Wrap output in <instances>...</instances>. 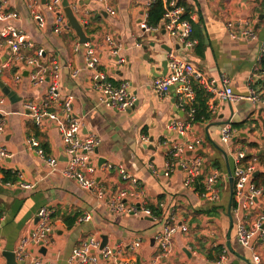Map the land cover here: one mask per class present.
<instances>
[{
  "label": "crops",
  "instance_id": "crops-1",
  "mask_svg": "<svg viewBox=\"0 0 264 264\" xmlns=\"http://www.w3.org/2000/svg\"><path fill=\"white\" fill-rule=\"evenodd\" d=\"M67 1L78 22L90 21L89 32L83 30L92 38L89 43L98 55V70L114 85L128 83L136 102L126 112L100 104L94 89V72L85 68L84 48L74 50L79 40L71 28L55 31L53 15L44 7L45 0H39L36 8L45 17L42 29L36 26L23 0H0L4 11L19 15L18 20L0 21V29L17 27L32 42L31 49L21 51L25 57L42 50L41 63L48 67L58 65L61 96L71 99L74 114L83 121L82 133L100 139L91 156L96 168L91 177L103 194L98 201L95 191L84 190L76 181L60 174L66 156L55 125L43 121L37 126L20 115L25 102H43L47 83L32 86L31 70L23 62H14L8 49L1 46L0 81L12 95H4L0 88L5 97L4 109L11 113L6 118L4 134L0 135V147L8 153L7 158L0 160V171H16L22 178L11 185L0 182V264H6L2 256L5 251L13 252L17 258L20 241L35 227L36 214L42 208L51 213L49 225L54 232L48 237L45 255L34 251L41 264H70L72 251L93 237L100 242L105 237V246L120 250L108 264H251V253L236 240L234 220L228 210L231 197L227 178L232 164L219 142V133L225 123L254 121L257 128L237 130L233 144L253 157L246 163L256 166L253 179L264 174V166L256 156L257 152L264 153V105L245 99L249 81L258 94L264 93V73L259 72L257 65L264 51V0H179L185 9L184 17L196 26L195 45L190 50L167 38L161 25L154 31L140 29L148 11L143 0ZM105 5L110 12L105 11ZM228 24L233 25L232 30ZM243 30H252V37L241 35ZM107 36L120 45L117 56L109 50ZM171 50L207 80L215 81L218 90L227 86L235 96L228 102L208 93V118L192 121L188 132L190 139L200 140L196 152L201 151L204 175L213 170L221 173L218 203H209L183 187L185 171L180 166L165 175L167 162L171 161L167 149L180 143L179 135L168 125L186 122L194 100V93L192 99L185 97L180 85L171 87L162 98L151 88L154 79L167 74L166 54ZM16 75L20 79L14 84ZM29 137L38 141V149L45 157L57 159V171H49L35 149L27 144ZM41 144L46 145V153ZM251 144L255 147H249ZM118 166L138 179L142 204L159 207V216L108 210L105 202L127 188L120 180ZM22 185L31 187L23 189ZM84 214L90 215L89 221L77 223L76 219ZM72 218L75 222L68 226ZM169 219L177 226H185L187 232L178 231L164 251L156 237ZM138 240L140 246L131 249ZM254 249L263 263L264 238L255 240ZM222 256L224 260L220 262ZM17 260L18 264H30L28 259Z\"/></svg>",
  "mask_w": 264,
  "mask_h": 264
},
{
  "label": "built area",
  "instance_id": "built-area-1",
  "mask_svg": "<svg viewBox=\"0 0 264 264\" xmlns=\"http://www.w3.org/2000/svg\"><path fill=\"white\" fill-rule=\"evenodd\" d=\"M25 7L30 11L31 17L39 29L45 26V17L38 12L36 8L40 5L39 0H23ZM93 2H105L104 0H91ZM160 1L163 7V13L159 22L161 29L167 38L175 40L185 50H190L195 45L192 38V23L184 17L185 9L180 5L179 0H143L144 4L149 8L152 3ZM63 0H45L44 7L46 11L51 13L54 18L55 31L61 28L68 29V20L62 6ZM148 10V9H147ZM105 11L110 9L105 5ZM19 15L16 12H6L0 5V21L18 20ZM83 29L87 26L88 20L84 19L79 22ZM147 25V13L140 22V29L143 31H154L159 29ZM233 25L228 24V29L232 30ZM241 35L252 37V30H243ZM106 44L112 55L118 54L120 45L114 41L113 37L105 38ZM4 46L8 49L11 59L14 62L25 63L26 67L31 70L29 74V82L32 86H39L47 83L45 99L42 103L25 102L23 104L21 116L28 117L35 125H42L43 121L53 123L58 130L63 153L66 156L64 168L60 170V174L67 179L76 181L84 190L95 191L98 201L102 200V189L97 185L91 177L95 173V165L92 161V154L100 144V139L92 134L85 135L82 133L83 121L78 118L73 110L70 98H63L59 91V67L54 63L51 67L40 62L43 51H34L32 57H25L22 49H31L32 42L30 38L20 29L14 26H6L0 29V47ZM84 48L85 68L94 72L93 81L100 104L112 109L116 112H126L130 110L135 102L136 95L133 93L126 82L114 85L109 82L105 76L98 70L99 58L91 47L89 42L75 44L74 50L77 51ZM264 52V51H263ZM262 54V53H261ZM123 63V59H119ZM167 74L163 77L156 78L152 81L151 88L153 92L162 98L166 96L171 87L180 85L181 91L185 97L192 99L193 91L191 88L192 81L196 82L206 93L214 94L223 101H232L235 96L232 90L224 86L222 90H218L215 81L207 80L203 74L196 70L191 64L181 57L177 56L174 51L166 54ZM19 75L14 77V84L19 82ZM249 81L248 95L246 100L254 104L264 105V99L257 93ZM5 97L0 94V135L4 134L5 122L7 116L11 113L4 109ZM57 108L55 112L53 109ZM193 110L190 109L187 114L186 122L175 121L168 125V129L175 131L180 137V143H175L168 147L167 153L171 157V161L167 162L166 174L170 173L177 165L185 171V178L182 181L183 187L194 191L201 199L209 203H218L220 200L217 183L222 178L221 173L217 170L211 171L208 175H204L203 160L196 153L200 145V140L190 139L188 137L189 127L193 121ZM237 136L235 129L230 122L225 123L220 128L219 142L227 157L230 158L232 164V172L227 178H232V197L230 202V212L234 220V229L236 240L241 247L248 250L251 254V264H262V261L254 249V242L257 239L264 238V187H257L253 180L255 167L253 164H244L246 158L245 151L242 147L234 145L233 139ZM147 141V139H144ZM27 144L35 149L38 156L46 163L49 171H57V159L54 157H45L38 149L39 143L34 138H27ZM187 152V154H185ZM8 157L7 151L0 147V160ZM173 159H177L173 162ZM179 159V160H178ZM110 168V165L107 166ZM120 180L126 189L119 191L111 199L107 200L106 206L112 213L122 214H144L150 216V210L142 204L143 195L139 190L138 179L126 171L122 166L117 167ZM17 178H22V174L12 172ZM0 182L2 183L3 175L0 172ZM201 180L199 181V179ZM199 181L200 190L196 189V182ZM17 183V182H15ZM15 183H3L11 185ZM23 189H28L31 185H22ZM232 203V204H231ZM262 203V204H260ZM51 213L46 209H40L36 214L35 227L21 239L17 250V258L28 259L30 264H41L38 253L40 247L48 246V237L53 234L54 229L49 225ZM89 214H84L76 219L77 223L88 222ZM185 233V226H177L172 219L165 222L161 232L156 237L160 243L161 249L166 251L170 245L173 236L178 232ZM101 242L98 239L89 238L83 242L79 248L72 251L69 259L70 264H108V260L119 255L120 250L115 251L107 246L100 247ZM140 246V240L134 241L131 249ZM30 251V252H28ZM35 251V252H34ZM23 256V257H22ZM224 260L221 257L220 262Z\"/></svg>",
  "mask_w": 264,
  "mask_h": 264
},
{
  "label": "trees",
  "instance_id": "trees-1",
  "mask_svg": "<svg viewBox=\"0 0 264 264\" xmlns=\"http://www.w3.org/2000/svg\"><path fill=\"white\" fill-rule=\"evenodd\" d=\"M162 13H163L162 3L160 1H156V2L152 3L151 6L148 8V11H147V25L150 27H156L157 25H159ZM89 27H90V21L88 22L87 26L85 27V30L87 32H89V30H88ZM192 28H193L192 38H194V30H195L196 26L192 25ZM257 65H258L259 72L264 73V52L262 53ZM191 88H192V91L194 93V100H193L192 106H191V109L194 111L193 112V121L194 122H201L204 119L208 118L207 101H208L209 95L196 82L191 83ZM261 97L264 99V93L261 95ZM232 126L234 128H236L237 130H240L241 128L244 129L245 127H249V128H251V131H254L255 130L254 128H257L256 123L252 120H247V121H244V122L239 123V124H232ZM252 126L254 128H252ZM249 147L254 148L255 145L251 144V145H249ZM41 148L46 153V145L41 144ZM256 156H257V159L264 166V153L257 152ZM252 158L253 157L250 154H247L246 158L244 160V164L250 163ZM213 166H216V165H213ZM0 172L3 175L2 183H15V182H17V177L14 173H12L10 171H0ZM200 180H201V178L199 179V181ZM253 180H254V183L256 184L257 187H264V174H258ZM199 181H197L195 184L197 190H200V188H201V186L199 185ZM147 208L150 210V212L152 213V215L154 217L160 215L159 207L158 208L147 207ZM74 222H75V220L72 218L70 221L67 222V225L71 226ZM203 253L206 254V256L208 257V254L205 253V251ZM262 264H264V262Z\"/></svg>",
  "mask_w": 264,
  "mask_h": 264
},
{
  "label": "water",
  "instance_id": "water-1",
  "mask_svg": "<svg viewBox=\"0 0 264 264\" xmlns=\"http://www.w3.org/2000/svg\"><path fill=\"white\" fill-rule=\"evenodd\" d=\"M62 6L64 7V13H65V16L68 20V25L75 32L76 36L78 37L79 43L84 44L86 42H90L92 40V38H89L86 36V34L83 30V26L80 25L79 22L77 21V19L75 18L72 9L69 7L68 1L63 0ZM261 16H263V15H261ZM242 19L245 20L246 18H242ZM259 19H261V18L259 17ZM0 88L2 89V92L4 93V95H6L8 97H10L12 95V93L9 91V89L6 86H4L1 81H0ZM150 141L152 142V139ZM196 153L200 154L201 151L198 150ZM228 182H229V189H230V197H232V185H233L232 178H229ZM230 201H231V198H230ZM229 208H230V204H229ZM228 210H230V209H228ZM105 244H106V238L102 237V242H101L100 247H104ZM40 252L42 253V255H45L46 248L40 247ZM2 256L4 257L6 264H18L19 263L17 258H16V255L13 252H6L5 251L2 253ZM21 264H23V263L21 262Z\"/></svg>",
  "mask_w": 264,
  "mask_h": 264
}]
</instances>
